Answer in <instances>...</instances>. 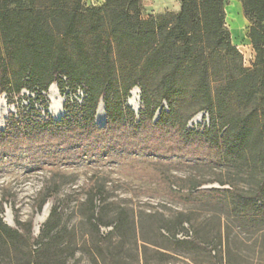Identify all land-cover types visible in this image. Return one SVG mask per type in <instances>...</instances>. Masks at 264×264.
Returning <instances> with one entry per match:
<instances>
[{
  "label": "trees",
  "instance_id": "trees-1",
  "mask_svg": "<svg viewBox=\"0 0 264 264\" xmlns=\"http://www.w3.org/2000/svg\"><path fill=\"white\" fill-rule=\"evenodd\" d=\"M180 1L178 14L144 20L143 0H105L100 7H87L84 0H0L4 51L0 78L10 76L0 84V97L6 87L9 102L24 89L32 92L38 87L47 93L55 84L74 94L80 88L86 91L82 103H66L60 121L47 114L42 118L35 107L12 114L6 131H0V155L11 149L34 153L45 147L63 151L58 154L61 158L71 150L155 156L161 151L152 152L144 139L158 143L173 136L183 144L182 157L231 167L249 175L256 185L248 193L222 178H184L177 179L179 191L195 192L217 183L220 188L204 193L214 198L221 212L242 223H264V0H239L250 23L253 69L245 68L226 28L228 0ZM136 88L141 91L139 118L126 106ZM102 103L106 125L99 128L96 116ZM42 106L47 109L46 102ZM202 112L209 115L210 124L188 129ZM227 183L229 189L224 188ZM60 189L55 184L43 195L38 211L49 201L53 206L39 236L34 235L32 222L16 218V227L7 225L0 203V264H68L78 251L91 264H121L127 246L138 251L139 264H176L170 248L187 253L183 264L247 263L229 238H195L189 220L180 218L183 213L151 227L153 240L123 213L115 221L102 220L96 207L97 198L105 194L100 184L85 202L90 232L76 242L75 229L62 221L64 207L56 198ZM102 227L112 230L104 234Z\"/></svg>",
  "mask_w": 264,
  "mask_h": 264
},
{
  "label": "rangeland",
  "instance_id": "rangeland-1",
  "mask_svg": "<svg viewBox=\"0 0 264 264\" xmlns=\"http://www.w3.org/2000/svg\"><path fill=\"white\" fill-rule=\"evenodd\" d=\"M104 3L105 0H101V3L98 1L96 7ZM88 4L95 7L92 0ZM240 7L239 1L226 2V28L230 32L233 45L243 55L245 68L253 69L255 53L249 40L250 23L243 11L239 10ZM180 10V0H143L141 15L147 20L167 14L175 15ZM3 53L0 38V64ZM9 78L8 74H3L0 84L7 82ZM53 86L62 100L63 116L60 119L66 115L64 106L69 100L83 102L86 94L84 88L74 94L68 89L61 91L56 84L52 85L47 93L40 92L38 87L32 92L24 89L20 96H14L13 102H9V87H6L0 97V106L3 105L4 108V114L0 113V131H6L12 114L17 115L19 110L27 113L32 107L42 112V118L47 114L48 117L60 121L55 119L51 112L55 105L50 93ZM139 93L140 102L137 108L130 104L131 95L126 103L137 118L142 108L140 90ZM39 94H43L45 98L40 99ZM43 102L47 104L46 110L42 106ZM163 106L168 110L166 104ZM96 123L99 128H104L106 113L101 121H98L96 116ZM209 124V115L202 112L189 122L188 129H202ZM142 143H147L152 152L158 149L161 155H143L125 150L84 153L82 150H71L75 147H71L67 157L63 158L58 156L63 151H51L45 147L37 148L34 153H30L28 149H19V153H16L17 149H11L9 153L0 155V203H3L5 210L2 215L4 222L11 227H16V218L22 222H32L34 235L39 236L41 227L50 215L53 201H49L40 212L39 205L48 189L57 184L61 189L56 198L64 207L62 221L75 229L76 242L80 243L83 236L87 237L90 232L85 202L91 190L100 184L105 187V194L102 198H97L96 207L98 217L103 218L102 220L115 221L123 213L130 224L134 223L137 228L141 224L144 237L153 240L151 227H159L183 213L184 216L180 218L189 220L187 224L195 238L209 240L221 235L223 239L229 238L230 246L239 250L247 260L246 264L264 262L263 221L242 223L240 219L221 212L214 198L204 193V190L220 188L217 183L207 184L195 192L179 191L176 184L177 179L184 178H202L207 181L222 178L235 184L238 190L252 193L256 185L249 175L224 165L218 167L204 158L196 160L182 157L181 154H185L183 144L173 136L161 138L158 143L146 139ZM230 183L224 188L229 189ZM46 206L49 207V215L42 223L37 224ZM111 230V227L101 228L104 234ZM126 235L127 241L133 242V237ZM114 252L121 253L119 249ZM168 252L177 257L173 261L176 264H183L184 258H189L182 250L170 248ZM137 256L138 251L127 246L123 250L121 264H139ZM68 264L91 262L85 253L78 251L74 258L69 259Z\"/></svg>",
  "mask_w": 264,
  "mask_h": 264
},
{
  "label": "bare ground",
  "instance_id": "bare-ground-1",
  "mask_svg": "<svg viewBox=\"0 0 264 264\" xmlns=\"http://www.w3.org/2000/svg\"><path fill=\"white\" fill-rule=\"evenodd\" d=\"M51 96L53 98V100L55 101V105L52 109V114L55 116V119L59 120L62 116H63V109H62V100L59 99V97L57 96L56 93V88L55 86H53L50 90ZM139 90L136 88L132 94H131V98H130V104L134 107H138L139 102H140V98H139ZM0 113L4 114V108L3 105L0 106ZM105 118V109L104 106L101 105L98 112H97V119L98 121H101ZM49 215V207L46 206L44 209V212L42 214V216H40L37 220V224L42 223Z\"/></svg>",
  "mask_w": 264,
  "mask_h": 264
},
{
  "label": "crops",
  "instance_id": "crops-1",
  "mask_svg": "<svg viewBox=\"0 0 264 264\" xmlns=\"http://www.w3.org/2000/svg\"><path fill=\"white\" fill-rule=\"evenodd\" d=\"M90 1H91V0H84V5H85V4L87 5ZM92 1L94 2L93 6H96V3H98V1L101 3V0H92ZM236 1H239V0H236ZM239 3H240V1H239ZM240 4H241V3H240ZM89 5H90V4H88L87 7H90ZM239 10H241V12L243 11V9H242V5H241V7L239 8Z\"/></svg>",
  "mask_w": 264,
  "mask_h": 264
},
{
  "label": "water",
  "instance_id": "water-1",
  "mask_svg": "<svg viewBox=\"0 0 264 264\" xmlns=\"http://www.w3.org/2000/svg\"><path fill=\"white\" fill-rule=\"evenodd\" d=\"M138 89V88H137ZM139 90V89H138ZM133 92V91H132ZM132 92H131V94H132ZM101 106V105H100ZM100 106H99V108H100ZM103 106H104V104H103ZM104 109H105V106H104ZM99 110V109H98ZM61 120V119H60Z\"/></svg>",
  "mask_w": 264,
  "mask_h": 264
},
{
  "label": "built area",
  "instance_id": "built-area-1",
  "mask_svg": "<svg viewBox=\"0 0 264 264\" xmlns=\"http://www.w3.org/2000/svg\"><path fill=\"white\" fill-rule=\"evenodd\" d=\"M83 99H84V97H83ZM179 238H182V236H178Z\"/></svg>",
  "mask_w": 264,
  "mask_h": 264
}]
</instances>
